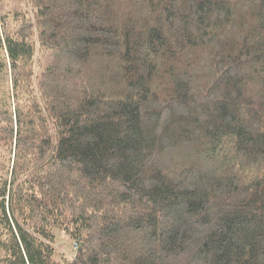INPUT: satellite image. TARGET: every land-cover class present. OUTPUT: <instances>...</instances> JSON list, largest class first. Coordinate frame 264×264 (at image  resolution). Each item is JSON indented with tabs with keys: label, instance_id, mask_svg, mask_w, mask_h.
I'll use <instances>...</instances> for the list:
<instances>
[{
	"label": "trees",
	"instance_id": "obj_1",
	"mask_svg": "<svg viewBox=\"0 0 264 264\" xmlns=\"http://www.w3.org/2000/svg\"><path fill=\"white\" fill-rule=\"evenodd\" d=\"M0 75V264H264V0H0Z\"/></svg>",
	"mask_w": 264,
	"mask_h": 264
},
{
	"label": "rangeland",
	"instance_id": "obj_2",
	"mask_svg": "<svg viewBox=\"0 0 264 264\" xmlns=\"http://www.w3.org/2000/svg\"><path fill=\"white\" fill-rule=\"evenodd\" d=\"M5 88V83L1 80V75H0V102L4 98L3 96V91ZM2 154L4 155L3 157H8L7 152L3 150ZM74 243L75 241L70 238L69 235H67L65 232H58V237H57V252L60 258L66 256L70 258H74L76 256V251L74 250Z\"/></svg>",
	"mask_w": 264,
	"mask_h": 264
},
{
	"label": "built area",
	"instance_id": "obj_3",
	"mask_svg": "<svg viewBox=\"0 0 264 264\" xmlns=\"http://www.w3.org/2000/svg\"><path fill=\"white\" fill-rule=\"evenodd\" d=\"M81 247V244L79 242H76L74 243V250L77 252Z\"/></svg>",
	"mask_w": 264,
	"mask_h": 264
}]
</instances>
